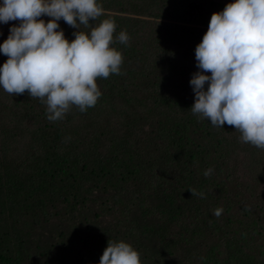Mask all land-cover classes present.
I'll use <instances>...</instances> for the list:
<instances>
[{
	"label": "trees",
	"instance_id": "16d2710c",
	"mask_svg": "<svg viewBox=\"0 0 264 264\" xmlns=\"http://www.w3.org/2000/svg\"><path fill=\"white\" fill-rule=\"evenodd\" d=\"M97 4L102 5L103 14L96 21L90 18L89 24L115 21L114 43L110 47L122 54L123 62L121 74L96 78L106 83L108 91L98 98L101 103L97 100L84 115L109 108L110 116L117 105L120 109L125 105V113L158 108L160 154L163 159L166 154L169 159L179 160L183 172L178 184L187 193L179 198L176 188L162 190L165 168L155 160L149 172V183L154 184L155 192L138 197L146 179L145 167L132 143L133 138L138 142L144 138L141 129L129 128L134 130L130 134L110 132L105 145L98 140V131L82 133L79 120L71 124V134L64 129L66 119L58 124L44 120V104L27 90L8 102L1 99L0 264H99L109 239L123 240L140 252L131 243L137 237L132 214L137 203L145 204L157 196L169 211L166 216L159 213L158 222L152 221L153 213L149 217L152 225L157 224L162 234L171 227L176 230L173 223H179V235L174 238L190 243L196 239L197 230L180 215L187 199L192 198L188 191L192 188L200 189L205 194L202 199L223 212L218 217L219 224L203 227L199 235L200 239L205 234L207 238L202 239L209 240L212 246L198 251V257L197 253L189 256L186 264H264V176L259 188L263 197L250 193V184L238 176V167L232 162L235 145L227 146L220 138L240 131L227 123L222 129L213 127L210 120L199 119L190 109L194 93L189 81L199 70L195 53L183 58L182 54L167 52L176 47L179 53L186 46L196 47L209 27L211 15L222 12L226 5L214 0H97ZM57 22L62 25L57 30H62L69 42L74 40L73 33L79 29L69 26L63 18ZM122 30L131 37L128 45L116 40ZM80 31L87 33L89 29L81 25ZM103 101H107L106 105L96 112L94 108ZM38 106V116L30 113ZM27 114L37 125L36 130L29 129L35 138V149L25 158L19 159L18 155L10 164L8 145L15 133L25 132L22 123ZM121 121L122 116L119 124ZM132 121L136 125L139 118L132 116ZM80 137L83 150L77 153L71 149L77 147ZM257 151L264 154L259 148ZM208 168L213 172L205 177L203 172ZM232 192V197H226Z\"/></svg>",
	"mask_w": 264,
	"mask_h": 264
},
{
	"label": "clouds",
	"instance_id": "9594fccd",
	"mask_svg": "<svg viewBox=\"0 0 264 264\" xmlns=\"http://www.w3.org/2000/svg\"><path fill=\"white\" fill-rule=\"evenodd\" d=\"M42 14L51 19L37 20ZM103 14L97 0H3L0 22L20 21L9 28L0 53L8 57L0 66V86L9 94L25 90L47 105L50 122L62 120L70 106L86 112L102 93L96 78L121 74L122 54L114 43L113 19L90 25ZM61 18L74 29L69 42L57 30ZM81 25L89 31H80ZM122 30L116 40L128 45ZM198 71L189 81L194 93L191 111L222 129L227 123L241 133L240 140L264 149V0H235L214 12L202 41L195 48ZM210 72L211 75H205ZM207 83V90L205 85ZM213 169L203 172L205 177ZM192 196L204 198L192 188ZM245 210H248L245 208ZM222 208L213 210L220 217ZM99 264H141L139 253L123 240L109 239Z\"/></svg>",
	"mask_w": 264,
	"mask_h": 264
},
{
	"label": "rangeland",
	"instance_id": "374dc122",
	"mask_svg": "<svg viewBox=\"0 0 264 264\" xmlns=\"http://www.w3.org/2000/svg\"><path fill=\"white\" fill-rule=\"evenodd\" d=\"M214 1H217V3L219 2L224 5L233 3V0ZM2 5L3 0H0V6ZM41 19L44 20L45 23H47L51 18L47 15L37 18V20ZM19 24V20L9 21L6 24L0 22V44H2L8 38L9 28L13 25L19 26ZM58 25L59 28H62L60 27L62 26L61 23H58ZM195 48L196 47L186 46L181 50V53H179V48L176 47L175 50L167 52H169L170 54H174L175 56H177V54H182L183 58H190V55L195 53ZM7 59V56H5L3 53H0V66H2ZM96 83L100 86L98 90L101 93L108 91L106 83H100L99 81H97V79ZM3 90L4 89L2 88V86H0V101L2 99L5 102H8L10 98H15L21 95L16 93L9 94L5 90V92H3ZM101 101V99H98V103H101ZM106 102L107 101H103L99 108L97 105V107L94 108L96 109V112H98L99 109H102L106 105ZM39 108V106L32 108L30 113L33 112L35 116H38L36 114V110ZM41 109V113L43 116L42 118L46 120L47 105L44 104V106H41ZM109 111L110 109L106 108L104 110H99L98 113L92 115H90L89 113H86L84 115L85 112L81 113L78 106L72 105L70 106V111H68L63 118L64 120L66 119V122H68V125H66L64 122V129H66V131L71 134V124L79 120L78 125L82 133L89 129L95 130L96 132L98 131L97 138L98 140H101L100 143L105 145L108 144L107 137L109 136L110 132H119L120 134L126 132L130 134L132 133V131L134 132V130H128L129 128L137 127L141 129L143 131L144 138L141 139L140 142H138L136 138H133L132 143L133 147L139 151L138 155L143 157L145 167L144 173L146 179H144V181L141 183L144 187L140 191L138 197H146L155 192L154 184L149 183V172L153 170V162H155V160L165 168V171L163 173L165 181H162V190H173L176 188L177 197L181 198L182 196H185V193H187L186 189L180 187V185L178 184V181L180 180L181 174L183 172L180 168L179 160H177L176 158L173 159L174 157L172 159H169L166 154L165 159H163L160 154L159 134H161V118H159V116L161 111L158 108H150L148 110L133 109L125 113V105H123L121 109L119 108V105H117V107L111 111L110 116L107 114L109 113ZM121 116L122 121L121 124H119ZM132 116L139 118L138 124L134 125ZM118 117L119 119H117ZM58 121H55L53 123L58 124ZM118 124L120 126H118ZM22 125H24L22 127L25 129V132L19 133L20 131H18L17 134L15 133L10 140V144L8 145V147L11 148V151L7 156V161L10 162V164L13 162L14 158L18 157V155L20 156L19 159L25 158L35 149V138L29 131V129L35 128L36 130L37 125L32 122L28 114L27 116H24ZM127 125L129 127L125 128V126ZM240 136L241 133H239L238 131H233L227 137L220 138L221 141L227 146L235 145L231 150L232 162L236 163L238 167V176L243 177L247 181L248 186L250 184V193L255 194V196H257L258 194L259 197H263L262 191L261 193H259V188H261V180H263L264 176V154H260V152L257 151V147L251 145L250 143L242 142L240 140ZM67 137L68 134L65 136V140H67ZM76 145L77 147H73L71 150H75L77 151V153L81 152V150H83V142L81 140V137L76 141ZM62 147L63 145H61L60 151H62L63 153L64 150ZM261 151L264 153V149H261ZM155 180L156 179L153 177V181ZM170 183H173L174 186L170 187ZM147 188L148 193L146 194ZM196 190L199 192L201 191L198 188ZM247 192L249 191H245V193ZM233 195L234 194L232 192L226 197H232ZM190 196L192 198L187 199V204L182 207L183 213L180 215V218L182 220L190 223L192 227L197 230L198 234L196 239L193 238V241L190 243L174 238L175 236L179 235L177 234V232L180 231L179 223H173V225L177 227L176 230L174 229V227H171L166 232H162V234H159V226L157 224L152 225L149 217H151L153 213H155V215L153 216L152 221L158 222V214L162 213L164 214V216H166L169 211L168 207L164 204L159 196H157L158 198H155L153 200H147L145 204H143V202L136 204V207L132 214V221L134 223V231L137 237H134L131 240V243L137 249H140V252L138 253L140 255L141 261L143 262L142 264H186L189 256H196V253L198 251H203V248L208 249L212 246L209 245V240L205 241L202 239L205 234H203L200 239L199 235L202 234L203 227L212 228L213 226L215 227V225L220 223L219 219L213 215V210L216 209L215 204L204 201L200 197H195L194 195L192 196V194H190ZM242 197H240L237 203L242 200ZM156 217L157 219H154ZM2 220L3 219L0 217V221ZM205 238H207V236H205ZM198 239L199 242L195 244L194 240L196 241ZM199 254L200 253H197V257ZM148 255L151 258H149ZM144 256H146V261H144ZM261 258L263 257L260 256V259Z\"/></svg>",
	"mask_w": 264,
	"mask_h": 264
}]
</instances>
